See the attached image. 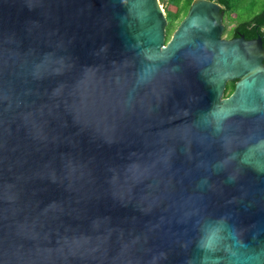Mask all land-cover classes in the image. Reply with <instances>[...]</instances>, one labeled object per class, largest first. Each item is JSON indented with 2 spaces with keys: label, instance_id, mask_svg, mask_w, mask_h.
Masks as SVG:
<instances>
[{
  "label": "water",
  "instance_id": "95a60500",
  "mask_svg": "<svg viewBox=\"0 0 264 264\" xmlns=\"http://www.w3.org/2000/svg\"><path fill=\"white\" fill-rule=\"evenodd\" d=\"M224 14L0 0V264H264V47Z\"/></svg>",
  "mask_w": 264,
  "mask_h": 264
},
{
  "label": "trees",
  "instance_id": "16d2710c",
  "mask_svg": "<svg viewBox=\"0 0 264 264\" xmlns=\"http://www.w3.org/2000/svg\"><path fill=\"white\" fill-rule=\"evenodd\" d=\"M193 1L194 0H167L168 7L166 8L165 14L170 17L169 27L173 25L175 19L178 18L179 13L183 11L184 8L189 9ZM159 2L162 4L164 0H159ZM216 2L221 5L222 10L225 13L229 12L231 7L234 9L239 4H246V2L247 6L250 7L259 6V8H261L260 12L250 19L237 24L233 28L232 32H234L235 37L243 35L246 40H252L261 37L264 47V0H216ZM169 7H174L176 11H170ZM232 32H229V34ZM168 36H170V34ZM228 88H233L232 83L229 84Z\"/></svg>",
  "mask_w": 264,
  "mask_h": 264
},
{
  "label": "rangeland",
  "instance_id": "374dc122",
  "mask_svg": "<svg viewBox=\"0 0 264 264\" xmlns=\"http://www.w3.org/2000/svg\"><path fill=\"white\" fill-rule=\"evenodd\" d=\"M160 5L165 12L166 8L168 7L167 0H164V2H162V4L160 3ZM169 9L172 12L176 11V9L174 7H169ZM260 10H261V8H259V6H256V7L247 6V2H246V4H239L234 9H233V7H231L230 11L225 13L224 19H223V23L226 27V31L224 32V37L226 38V37L231 36V33L229 34V32H232L233 28L237 24L250 19L251 17L256 15L258 12H260ZM187 11H188V9L184 8V10L179 13L178 18L175 19V21L171 27H169L170 26V24H169L170 17L167 14H165L167 21H168V26L166 28L167 35L173 33V31L177 28L179 23L185 17V15H186L185 13H187Z\"/></svg>",
  "mask_w": 264,
  "mask_h": 264
},
{
  "label": "flooded vegetation",
  "instance_id": "af4514ba",
  "mask_svg": "<svg viewBox=\"0 0 264 264\" xmlns=\"http://www.w3.org/2000/svg\"><path fill=\"white\" fill-rule=\"evenodd\" d=\"M225 15V14H224ZM171 35V34H170ZM170 37V36H168ZM237 37V36H236ZM232 38H235L234 36V32L231 33V36L229 37H226V39H232ZM231 84V83H230ZM233 87H234V83H232ZM234 88H227L226 89V93H227V96L231 94V92L233 91Z\"/></svg>",
  "mask_w": 264,
  "mask_h": 264
}]
</instances>
